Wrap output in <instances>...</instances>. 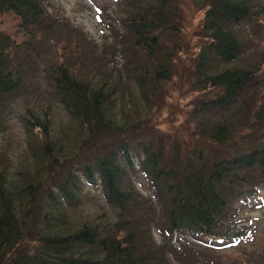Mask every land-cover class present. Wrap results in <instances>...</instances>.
<instances>
[{"label": "rangeland", "instance_id": "1", "mask_svg": "<svg viewBox=\"0 0 264 264\" xmlns=\"http://www.w3.org/2000/svg\"><path fill=\"white\" fill-rule=\"evenodd\" d=\"M40 1L48 21L53 22L31 36L18 28L19 21L12 13L0 15V27L16 44L14 56L22 62L26 76L25 87L9 98L2 112L0 166L24 176H31L40 166V183L50 189L71 167H83L111 150L121 153L126 146L132 161L121 181L131 196L127 208L119 212L109 203L98 179H84L77 204L69 210L70 225L71 217L74 225L128 218L130 225L143 229L145 238L150 235L156 244L167 241L177 247L183 254L177 260L170 254L175 264H192L194 256V264H264L263 186L240 205L234 223L227 228V239L204 236L203 241H197L168 235L159 205L161 186L152 174H146L149 168L142 164L145 154L137 153L161 151V162H168L174 157L185 161L184 155L197 153L204 146L218 152L224 145L212 137L217 123L232 131L229 146L246 148L248 142L260 141L264 126L251 129L249 124L264 120L257 111L260 107L264 114V21L234 26L243 44L242 54L231 63L209 60L205 67L210 74L228 66L252 67L258 72L257 84L247 87L234 105L223 109L206 101L219 94V89L197 82L198 50L206 38L201 29L205 9L201 3L169 0L174 17L159 31L160 43L150 54L123 28L121 19L131 12L127 0ZM161 62L170 67L168 77L154 76ZM58 65L111 90L113 120L108 130H91L63 106L50 78ZM32 114L48 119L47 124L37 125ZM45 142L62 151L56 153L57 160L50 162L44 155L53 152L43 148Z\"/></svg>", "mask_w": 264, "mask_h": 264}, {"label": "trees", "instance_id": "2", "mask_svg": "<svg viewBox=\"0 0 264 264\" xmlns=\"http://www.w3.org/2000/svg\"><path fill=\"white\" fill-rule=\"evenodd\" d=\"M127 1L131 12L122 17L123 28L136 45L151 54L160 43L159 31L174 17L171 3ZM194 1L205 7L201 29L206 38L198 50L197 82L219 89V94L206 101L209 106L225 109L234 105L247 87L257 84L258 72L252 67L228 66L210 74L205 67L209 60L231 63L242 54L243 44L233 28L245 21H264V0ZM5 13H12L19 21L18 28L30 36L38 28L46 30L53 22L48 21L40 0H0V15ZM15 48L9 33L0 27V128L9 98L26 85L22 62L14 56ZM156 67L155 77L170 75V67H165L164 62ZM50 78L57 97L71 115L91 130L110 128L111 90L107 86L83 78L65 65L55 67ZM257 111L264 118L260 107ZM260 114L254 115L260 118ZM32 117L37 125L48 122L33 114ZM259 125L264 126V120L249 124L251 129ZM232 134L227 125L217 123L212 137L224 148L217 152L204 146V151L184 155L185 161L174 157L161 162V151L137 152L145 154L142 164L149 168L146 174H152L161 186L159 205L168 235L174 233L197 241H203L204 236L227 239V228L234 223L240 205L264 187V136L255 144L254 140L246 144L250 146L239 148L237 144H227ZM43 148L53 150L44 154L50 162L62 152L48 142ZM120 151L111 150L83 167H71L50 189L40 183V166L31 176L20 171L15 176L0 166V264H175L170 254L176 260L183 254L177 247L167 241L156 244L150 235L145 238L143 229L130 225L128 218L74 225L71 217L69 224V210L77 204L84 179H98L107 201L119 212L127 208L131 196L121 181L132 161L128 147ZM191 262L195 263V256Z\"/></svg>", "mask_w": 264, "mask_h": 264}]
</instances>
